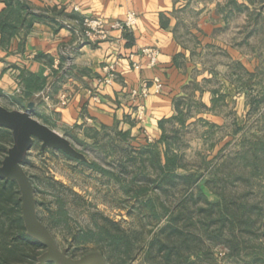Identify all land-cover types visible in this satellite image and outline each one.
<instances>
[{
	"label": "rangeland",
	"instance_id": "374dc122",
	"mask_svg": "<svg viewBox=\"0 0 264 264\" xmlns=\"http://www.w3.org/2000/svg\"><path fill=\"white\" fill-rule=\"evenodd\" d=\"M223 1L230 15L222 36L238 39L246 69L221 52L198 58L217 74L210 83L192 85L191 96L180 102L182 113L165 123L183 166L172 181L151 168L147 152L163 163V143L146 148L105 132L97 144L92 137L70 141L83 156L76 159L42 151L33 141L23 168L34 186L37 216L67 256L98 251L107 264H264V0H242L239 10ZM209 87L224 92L210 110L224 116L221 125L197 116L208 111L198 96ZM16 98L0 91V106L22 110ZM2 142L8 150L12 136ZM6 153L0 152V164ZM182 175H192L197 184L186 189ZM141 189L146 191L136 197ZM148 199L159 217L144 208ZM207 202L214 206L201 211ZM113 223L132 246L128 255L115 251L110 262L104 243L89 232L97 226L118 231ZM169 224L176 230L162 232Z\"/></svg>",
	"mask_w": 264,
	"mask_h": 264
},
{
	"label": "crops",
	"instance_id": "0c3cea01",
	"mask_svg": "<svg viewBox=\"0 0 264 264\" xmlns=\"http://www.w3.org/2000/svg\"><path fill=\"white\" fill-rule=\"evenodd\" d=\"M23 1L27 9L46 17L35 21L26 34L12 38L7 47H0V91L22 96V77L36 78L37 88H29L31 97L25 99L22 110L33 102L34 118L70 141L122 132L136 145L157 142L165 123L182 113L180 102L191 96L192 85L210 83L217 74L214 65L207 66L199 57L221 52L246 69L238 39L233 42L222 36L230 15L224 11L223 0ZM230 1L236 10L243 8L242 0L225 3ZM5 7L6 1L0 0V13ZM52 11L57 13L54 21L48 18ZM130 12L136 18L132 29L114 31L109 40L97 44L81 42L84 17L121 22ZM143 48L159 52L155 67L147 66ZM133 62L141 68L134 69ZM112 65L116 80L98 87L97 79ZM224 66L228 69V64ZM155 78L162 84L157 94L152 87ZM144 83L150 94L132 95ZM219 93L224 92L209 87L196 94L208 109L197 116L213 125L224 123V116L210 111ZM62 96L67 97L65 105L60 104ZM140 104L145 107L143 122L135 118Z\"/></svg>",
	"mask_w": 264,
	"mask_h": 264
},
{
	"label": "trees",
	"instance_id": "16d2710c",
	"mask_svg": "<svg viewBox=\"0 0 264 264\" xmlns=\"http://www.w3.org/2000/svg\"><path fill=\"white\" fill-rule=\"evenodd\" d=\"M6 7L0 13V47H7L12 40L17 35L21 33H27L35 21H39L41 18L46 16L39 13H34L27 9L24 5L23 0H5ZM57 13L52 11L50 14V19L55 20ZM249 74V73H248ZM251 75V74H249ZM24 83V92L22 96H17L14 102L17 104H24L25 99L31 97L29 88H37L35 78L21 79ZM26 85V87H25ZM26 89V90H25ZM160 127L163 128V123H160ZM104 135V134H103ZM103 135L94 134L92 139H95L97 144V138ZM116 136L120 139H127V135L122 132L116 133ZM11 132L6 128L0 127V140H10ZM165 144L166 148L163 154V163L157 162L154 159V153L150 149L148 150L149 158L151 159V168L161 174L163 178L174 179L175 171L183 166L179 164L178 154L173 153L171 150V145L168 136L165 131L162 133L160 139L155 142ZM5 142L0 143V152L6 153ZM148 148L151 144H143ZM143 161V160H142ZM101 173H106L105 170L98 167L96 164H91ZM188 187L197 184L196 178L192 175L180 176ZM145 189L138 190L135 196L138 197L140 194L144 193ZM19 192L15 182L8 181L5 179H0V264H37L38 258L45 251V247L34 238L26 234V230L23 226V221L21 219L20 213V202L18 200ZM208 207L200 209L201 211H207V209L214 206L213 203L207 202ZM144 208H149L150 213L154 217H159L155 211L152 199H148L144 202ZM63 208L60 206V211ZM112 226L118 231H110L105 227H96V230H91L89 233L96 237V243L103 242L107 251V258L111 262L112 254L115 251H119L125 255H128L131 251L130 246L132 241L125 231L118 229V225L113 223ZM176 229L172 224L165 226L162 232L170 231L173 232ZM88 233V234H89ZM48 264V263H47Z\"/></svg>",
	"mask_w": 264,
	"mask_h": 264
},
{
	"label": "water",
	"instance_id": "95a60500",
	"mask_svg": "<svg viewBox=\"0 0 264 264\" xmlns=\"http://www.w3.org/2000/svg\"><path fill=\"white\" fill-rule=\"evenodd\" d=\"M34 103L25 110H9L0 106V127L11 132L12 145L0 164V179L15 182L20 193L21 219L26 234L39 241L45 251L38 258V264H107L102 253L90 252L79 259H73L60 250L49 229L39 220L36 210L34 186L23 168L34 140L41 143V150H59L65 155L82 159L70 140L58 134L33 116Z\"/></svg>",
	"mask_w": 264,
	"mask_h": 264
},
{
	"label": "built area",
	"instance_id": "2783aa9c",
	"mask_svg": "<svg viewBox=\"0 0 264 264\" xmlns=\"http://www.w3.org/2000/svg\"><path fill=\"white\" fill-rule=\"evenodd\" d=\"M72 10L74 12H78L79 8L78 6L73 5ZM135 20L136 18L133 12L128 13L125 20L121 22L120 21L108 22L100 19L84 17L81 21L83 30L79 34L81 42H91L97 44L100 42L107 41L111 38V35L114 31H126L132 29V27L135 24ZM141 54L144 58H146L148 67H155L157 65V58L159 52L156 49L143 48L141 50ZM132 67L134 69H140L141 65L139 63L133 62ZM105 72L106 73L103 77L97 79L98 87L112 85L117 78L116 70L113 65L105 68ZM152 87L154 88V92L156 94L159 93L162 88L161 81L155 78L153 80ZM17 91H19V89ZM149 94H150V87L146 83H144L142 85L141 91L140 92L134 91L132 95L144 98ZM66 103H67V97L62 96L60 98V104L65 105ZM135 118L140 122L144 121L145 119L144 105L140 104L139 106L136 107Z\"/></svg>",
	"mask_w": 264,
	"mask_h": 264
}]
</instances>
